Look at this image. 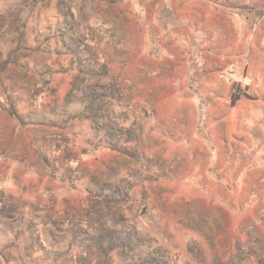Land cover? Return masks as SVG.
I'll return each mask as SVG.
<instances>
[{
    "label": "rangeland",
    "instance_id": "1",
    "mask_svg": "<svg viewBox=\"0 0 264 264\" xmlns=\"http://www.w3.org/2000/svg\"><path fill=\"white\" fill-rule=\"evenodd\" d=\"M0 264H264V0H0Z\"/></svg>",
    "mask_w": 264,
    "mask_h": 264
},
{
    "label": "trees",
    "instance_id": "2",
    "mask_svg": "<svg viewBox=\"0 0 264 264\" xmlns=\"http://www.w3.org/2000/svg\"><path fill=\"white\" fill-rule=\"evenodd\" d=\"M11 112H12V111H11ZM12 113H13V115L16 116V114H15L16 112H12ZM15 118H17L19 121H21V120H20V117H19L18 115H17ZM93 195H94V196H97L99 199H102V196L99 195V194H98V195H97V194H93Z\"/></svg>",
    "mask_w": 264,
    "mask_h": 264
}]
</instances>
